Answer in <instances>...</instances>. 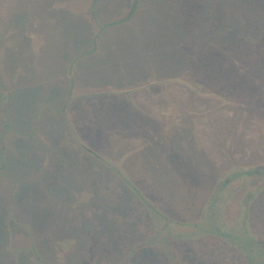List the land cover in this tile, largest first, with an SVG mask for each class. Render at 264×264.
Instances as JSON below:
<instances>
[{
    "label": "crops",
    "instance_id": "obj_1",
    "mask_svg": "<svg viewBox=\"0 0 264 264\" xmlns=\"http://www.w3.org/2000/svg\"><path fill=\"white\" fill-rule=\"evenodd\" d=\"M39 1L45 3L42 10L32 7L28 13L37 17V29L42 31L49 28L48 31L52 34L50 53L57 46L58 52L62 53L58 54L59 58L55 61L63 62L64 65L57 68L54 61H50V65L46 62L43 64L44 66L39 65L43 67L42 70L50 69V89L47 87L38 89L40 86L36 85L31 89L33 85L28 84L29 81L33 80L34 84L45 79L44 73L38 75V65L34 63L39 53V47H27L26 44L31 41L24 39L22 43L21 36L9 37L6 33L4 35L3 32L0 33V177L6 173V178L12 181L37 182L38 178L42 176L40 172H44V166L50 162V171L47 172L50 175V182L58 181V183L69 184L78 181L81 184L79 189H72L70 192L66 191L64 186V189L58 188L50 191L55 199L62 197L56 203L59 201L63 205L66 203L67 206L68 202L66 211L68 208L74 209L67 215L70 220L73 217L72 222L64 218L68 223H60L61 219H58V216L55 214L50 216V221H54L59 227H56L57 230L50 231V247H47L49 240L39 247L42 248L40 254L42 253L45 260L51 264L64 263L69 257L68 254H71L66 253L62 249V245L56 243L61 239L73 240L75 246L80 244L82 245L80 247H83L84 244L93 245L95 248L98 247V244L102 245V243H98L101 240V236L98 235L103 230V226L105 227L103 224L109 216L114 220L111 223L113 228L115 222L126 226L125 228L121 226L116 228L128 232H125L127 237H121V240L127 239L126 241L130 242H127V245L130 247H156V244H152V242L161 246L159 244L161 241L155 237V234L163 221L161 222L162 218H159V226L156 221V217L158 218L159 215H154L152 208L164 217L182 223V208L177 209L182 204L180 199L185 196L191 200L192 196L196 194L192 191L189 194L192 188L188 184L187 186L183 185V183H190L191 187L194 186L191 176L186 178V182L181 183L183 179L169 171L171 168L182 167L178 150L183 148L187 153H193L190 152L191 147H189L191 141L188 140L186 144L184 143L181 129L191 137L196 131L197 136L200 133L203 135L195 121L196 113L194 112L198 109L199 96L196 93L193 94V91H190L191 93L188 95V92L186 94L183 90L184 87L188 90L194 84H191L192 82L189 80H184L188 84L185 85L181 78H167L166 73H160L161 68L151 74L147 69L149 62L145 57L146 52H139L138 41H135L137 36L129 42L131 50L132 52L136 50L139 57L144 54L145 61L138 63L137 68H133V72H135L133 75L125 73L129 71V68H125L123 65L114 77L108 76L106 79V76L102 74L96 76L97 81L92 74L91 79L88 78L90 77L87 76L89 70L93 68L97 71L100 70L96 69L97 66L89 64L97 57L99 50L102 53L105 52V59H108V63L113 61L111 64H114L116 58L121 60L119 56L121 57L122 54L126 56L128 48L125 44H118V50L117 47H112L114 53L111 54L107 52L110 51L109 43H105L104 47L99 49L101 37L105 33L100 32L104 29L105 24L120 23L137 17L138 14L135 12L136 10L134 11L136 7L132 9L134 0H125L128 2L126 9L123 7L124 5H121L123 0H74L75 9L68 10V13L65 14V24H71L76 18L74 22H78V25L70 28H66L65 25L64 29L57 32H54V29L50 30V8L46 9L47 6H50V0H37L36 2ZM55 1L65 2V0ZM164 1L168 2V0H159V6H165ZM179 1L174 0L173 5ZM204 1L191 0V5L187 6L192 8L193 15L198 12L197 18L204 24V28L189 36L190 42L195 43L197 48L199 46L207 47V45L214 46L212 35L216 30L213 33L212 31L221 24L220 18H222L220 13L218 15L207 13ZM24 2L30 4L34 3V0H0V24L5 20L6 15L15 14L20 19L21 3ZM140 2L141 0H138V4ZM145 5L147 6V3ZM187 7L184 9L185 13H188L186 12ZM228 8L241 17H238L235 22L238 26L234 38H237L239 46L246 45L243 55L245 63L238 62L235 71L240 72V75L238 74L239 81H244V77L251 70L253 72L261 70L264 73V0H232ZM179 12H183V10L177 11V13ZM96 13L99 14V18H96ZM169 21L170 14L165 12V16L159 17L158 24ZM20 22L24 24L23 19ZM218 22L219 25L215 26ZM211 23H213L212 27ZM33 30L34 27L31 25L30 31ZM108 33L110 32L105 33L103 37L109 39L107 38ZM197 35L209 38L212 43L209 44L210 40L206 41L205 39L199 45ZM116 36L113 34V38ZM34 40L36 38L32 41ZM167 42L170 43V51L173 52L178 48L181 40H178L175 35ZM182 43L184 46V43L187 42L182 40ZM11 47L15 48V52L10 49ZM18 48L19 51L16 52ZM92 51L95 52V55L92 54ZM28 52L29 55H26ZM210 54L214 53L205 54L208 61ZM190 57L189 63L192 65L190 69L199 71L200 57L195 54H191ZM3 63L8 66L6 69L3 68ZM31 66L37 67L35 72L31 73V78H28L26 75L30 71L27 69ZM165 67H168L170 71L177 70L178 75L182 73L181 66L169 64L164 65L162 69L165 70ZM1 70L5 72L4 75ZM7 70L10 72H6ZM122 75L124 76L122 77ZM196 83V86L199 87L198 82ZM167 85L179 86L180 93L177 94L172 90L167 91ZM35 89L38 91L31 93ZM193 103H197V105L194 107ZM188 117L190 125L184 129L182 121ZM38 147L42 151L46 150L47 154ZM31 150L37 151L31 155L34 157L33 161L27 163L26 158V163L19 162L21 156L25 157L27 151ZM73 154L76 155L75 159L71 158ZM49 156L50 158H48ZM31 162L36 165L28 166L31 165ZM74 190L84 193L83 199H95L94 204L86 209L80 207L76 210L73 202L69 200ZM5 192L9 193L11 197L22 196V193L15 192L13 189H8ZM105 195L116 199L120 198V201L109 207L107 211H103L104 214H101V211V215H98V209L103 203ZM125 196L133 199L135 205L123 203L124 199L129 200ZM197 197H199L198 193ZM145 202L152 206L148 207ZM87 203L89 202L87 201ZM8 207L7 201H4L0 207V264H23V258L27 259V264H34L35 258L33 259V254L31 255L29 252L31 246L27 244L30 240L35 241V239L27 238L21 227L15 226L18 231L13 230L14 224L22 225V221H27L21 216L19 223L10 226L7 217L12 213L7 211ZM248 210L247 222L250 221ZM140 214H143L147 220L143 219ZM257 214L261 216V210H258ZM137 217H140L138 220L141 223L143 221V223L149 224L148 228H153L152 234H149L146 229L143 231L140 227L128 223L130 218L136 220ZM197 219H188L187 221L191 222ZM7 225H9L8 228ZM247 227L252 234L250 226ZM180 228L182 227H179L178 230ZM73 230L74 235L71 237ZM11 231H13L14 237L8 239L12 240V244L10 240L6 239V234L8 233L10 236ZM55 231H58V234H55ZM89 231L93 233L90 238L87 235ZM174 232H176V228H174ZM140 233L145 234V238H139ZM252 235L264 245V235L261 237ZM192 240L196 239H178L177 241L189 243ZM10 245L26 248V255L18 254L13 257L8 254L7 249L11 247ZM78 250L80 255L84 253L83 250Z\"/></svg>",
    "mask_w": 264,
    "mask_h": 264
},
{
    "label": "rangeland",
    "instance_id": "obj_2",
    "mask_svg": "<svg viewBox=\"0 0 264 264\" xmlns=\"http://www.w3.org/2000/svg\"><path fill=\"white\" fill-rule=\"evenodd\" d=\"M36 1L37 0H34V3L30 4L25 2L21 3L20 19L17 18L15 14L11 16L6 15L5 20L0 24V33L3 32V35L6 33L9 37L21 36L23 38L21 40L22 43L24 39L26 41H31L26 44L27 47H39V53L34 63L38 65V75L44 73L45 79L44 81L41 80L34 84L33 80H31L28 84L33 85L31 89H33L35 85L40 86L38 89H43L45 87L50 89V69H46V71L42 70L43 67L39 65L44 66L43 64L45 62L50 65V61H54L56 67L59 68L64 64L63 62L55 61L59 58L58 54L62 53L58 52L57 46L55 49H52L50 53V38H52V34L48 31L49 28L42 31L37 29V17L31 16L28 13V10L32 7L42 10V6L45 3ZM73 1L74 0H65V2L62 3L50 0V6L46 7V9L50 8V30L54 29L53 31L57 32L58 30L64 29L65 25L66 28L78 25V22H74L76 18H74L71 24H65V14L68 13V10L75 9ZM180 1L174 5V0H168L167 3L164 1L166 5L161 7L159 6V0H141L139 4L138 0H134L132 9L136 7L134 11L136 10L135 12L138 14L137 17L131 20L127 19L120 23L113 22V24H105L104 29L100 32L110 33L107 35L109 39L103 37L105 33L102 35L99 49L100 47H104L105 43H109L110 51L107 52L111 54L114 53L112 47L115 48L118 44H125L128 48L126 56L122 54L121 57L119 56L121 60L116 58L114 64H111L113 61L108 63V59H105V52L102 53V51L99 50L97 57L91 62H88L92 66H97L96 69L100 70L97 71L93 68L87 72V76H90L88 78L91 79L93 74L97 81V77L102 74L106 76V79L108 76L114 77L118 74V70L123 65L125 68H129V71L125 73H128L130 76L131 74L133 75L135 73L133 72V68H137V64L142 63L144 60V54H141V57H139L140 55L136 53V50L133 52L131 50V44L129 42L137 36L135 41H138L139 52H146L147 55L145 57L147 58V62H149L147 69L151 74L161 68L160 73H166L167 78H181L183 81L189 80L192 82L191 84H194V86L189 87L188 90L184 87L183 90L186 94L188 92V95H190V91H193V94L196 93L199 96L198 105L197 103H193V106L195 107L197 105L198 107V109L194 111L196 113L195 121L203 135L200 133L197 136L198 133L196 131L191 137V135L185 134L187 132L181 129V136L184 139V143L186 144L188 140L191 141L190 145H188L191 147L190 152L193 153H187L183 148L182 150H178V157L182 160V167L171 168L169 170L183 179L181 183L186 182V178L190 176L192 177V182H194L193 187H191L190 183H183V185L186 184L187 186L188 184L189 187L192 188L190 193L187 191L189 194H191V191L196 194L192 196L191 200L187 199L185 196L180 199L182 204L178 206L177 209L182 208V222L200 217L203 203L209 199L208 196L212 191L213 193L210 197H212L216 191V188L214 189L216 181L220 177L222 181H225L226 178L230 180L233 177L231 173L238 172L236 176L240 182H244L246 175L250 176L247 177L248 179H254L247 180L246 184L240 185V187L233 192L231 198L229 197L230 199H227L225 203L228 204L225 205L223 209L225 220L228 225L235 223L234 227L237 228L240 235L241 233L242 235L245 233L244 228L247 223V226H250L252 229V234L261 237L264 235V169L260 171L257 167L264 166V73L261 70H254V72L251 70L244 77V81H239L238 79L240 72L238 70L235 71V68L238 67V62L242 61V63H245L243 55L245 54L244 50L246 45L239 46L237 38H234V36L236 37L238 26L235 22L238 20V17H241L228 8L232 0L204 1V7H207V13L215 15L220 13L222 18H220L221 24L219 25V21L218 24L215 25L219 26L212 31L213 33L216 30L212 35L214 46L207 45V47L199 46L198 48L195 43L190 42L191 39L189 36L204 28V24L197 18L198 12L193 15L192 8L187 7L191 5V0ZM122 2L121 5H124L123 7L126 9L128 2H125V0ZM146 3L147 6L145 5ZM85 4H87L86 1ZM142 5L145 7L143 8ZM186 7L188 8V10H186L188 13L184 11ZM141 8L144 10H140ZM180 10H183V12L177 13V11ZM165 12H169L170 21L158 24L159 17L165 16ZM189 15L193 16L188 17ZM82 18L85 17L82 16ZM96 18H99L98 13H96ZM22 19L24 24L20 22ZM212 24L213 23H211V27ZM31 25L34 27L33 31H30ZM39 34L41 35L39 36ZM113 34L117 36L113 38ZM175 35L181 42L178 48L171 52V45L167 41ZM196 37H198L197 43L199 45L205 39L206 41L210 40L209 38H204L203 35H197ZM34 38H36V40L32 41ZM182 40L187 42L184 43V46ZM209 42V44L212 43L211 40ZM10 49L15 52V48L11 47ZM18 51L19 48L16 52ZM165 51L169 52L166 53ZM29 52L26 55H29ZM209 53H214L210 54V62L205 55ZM92 54L95 55V52ZM191 54L200 57L198 64L199 71L190 69V66L192 67L189 63ZM87 58L89 57L87 56ZM159 64H161V66H159ZM169 64L181 66V75H178L177 70L170 71L168 67H165V70L162 69L164 65ZM7 67L8 66L3 63V68L6 69ZM35 68L32 66L29 67L27 71H30V73H28L26 77L31 78V73L35 72ZM6 72L10 71L7 70ZM2 74L4 75L5 72L3 71ZM123 76L124 75H122V77ZM46 80L47 85L45 84ZM196 82H198L199 87L196 86ZM184 84L188 85L186 81H184ZM38 89H35L31 93H35ZM166 89L167 91H176L177 94L180 93V88L177 85H167ZM188 120L189 117L186 118L185 121H182L184 129H186L185 127L187 125H190ZM203 123H205L204 128ZM40 150L42 151L41 148ZM36 152V150L27 151L26 156H21V161L19 162L23 161V164L26 163V158L27 163L33 161L34 157L31 155ZM42 152L47 154L46 150ZM40 154L42 153L40 152ZM48 158H50V156ZM71 158L75 159L76 155H71ZM196 162L197 165L195 166ZM35 165L34 162H31V165L28 166L34 167ZM255 166H257L256 170H259L261 173H258L259 171L257 172L256 170L253 173L251 169ZM43 171L44 172H40L42 176L38 178L37 182H31L29 180V182L25 180L12 181L6 178V173L0 177V207H2L4 201H7L9 206L7 211H9L10 214L12 213L7 217L10 226H13L14 223H19V217L21 216L27 221H22V225L14 224L13 230L18 231L15 226L21 227L23 228V232L27 235V238L31 237L35 239V241L30 240L27 244L31 246L29 252L31 255L33 254V259L35 258L34 264H40V262L41 264H51L45 260V256H42V253L40 254L42 248L39 247L45 244L44 242H46V240H49L47 241V247H50V231L59 227L54 221H50V216H54V214L58 216V219H61L60 223H68L67 220H73L72 216L70 220L67 215L74 209L68 208V211H66L65 208L68 206V202L67 206L66 203L63 205L59 201L57 202L59 204H57L56 201L62 199V197H56L55 199L52 197L50 191L63 188L64 186L66 188L65 190L70 192V190L79 189L81 186L78 181L70 182L69 184L58 183V181L50 182V175L47 173L50 171V162H48V165L46 164L44 166ZM227 172H229V174H226ZM235 178L236 177H234L233 180ZM258 183H262V187L260 186V188H258ZM227 184H229V188L232 187V184ZM2 186H5V188ZM8 189H13L15 192L22 193V196L11 197L9 193L5 192L6 190L8 191ZM256 191H258V193ZM197 193L199 197H197ZM83 196H85L84 193L77 190L73 191V195L69 200L73 202V206H75L76 210L80 207L86 209L94 204L95 199L85 197V199H83ZM125 197L129 198V200L124 199L123 203H129L132 206L135 205L133 199L127 196ZM218 198L216 197V199ZM245 200L248 201L249 224L247 222V215H244V209L238 210V207H241V201H243L244 205ZM87 201L89 203H87ZM117 201H120V198L116 199L105 195V199L98 209V215L104 214V212L107 211L109 207L116 204ZM189 201H191L192 204L189 203ZM211 204L212 206L207 205V208H209V210L211 208L210 211L212 213V211L215 210L213 208L219 204V201H211ZM223 205H218V207ZM258 210H261V216L257 214ZM101 211L102 213L100 214ZM140 216L147 220L143 214H140ZM64 218L67 220H64ZM112 219L113 218L109 216L104 222L103 225H105V227L103 226V230L98 235L101 236V240L98 241V243H102V245L98 244L97 248L87 244L80 247L82 245L78 243V246H75L73 240L67 239H61L59 242H56L62 245L61 247L66 253L71 254H68L69 257H67L64 263L56 262L52 264H245L243 261L245 259L242 254H240L241 252L239 249L242 251L244 246L250 242H245L241 237L237 242L228 243L227 241L225 242L226 244L220 238L211 235L192 240L189 243L187 241L181 242L172 239L166 251L163 250L161 246L148 248H139L137 246L130 247L127 245L130 243L126 241L127 239L121 240V237H127L126 233L128 232L125 231V233L124 230L116 228L121 226L117 222H115V227L113 228L111 223H113L114 220ZM138 219H140V217H137L136 220L130 218L128 223L140 227L143 231L146 229L149 231V234H152L153 228H148L150 227L149 224H145L143 221L141 223ZM211 221L214 222L215 218H212ZM29 223L31 226L28 225ZM9 225H7V228ZM99 225L101 226V224ZM121 227L125 228L126 226L122 225ZM8 233L6 234L7 241L14 237L13 231L10 232V236H8ZM54 233L58 234V231ZM72 235H74V230L71 232V237ZM87 235H89L90 238L93 233L89 231ZM118 236H120L119 239ZM139 236V238H145V234L143 233H140ZM9 237L10 239H8ZM69 238L70 235L68 239ZM11 241L12 240H10V243ZM86 241L88 242V240ZM160 241L162 242V240ZM71 244L72 246L70 247ZM25 249L26 248L11 246L7 249V252L15 257L18 254L26 255ZM78 249L83 250L84 253L80 255ZM48 250H50V248H48ZM50 257L52 258V256ZM23 259V264L24 262L27 264V259ZM258 259H264V256Z\"/></svg>",
    "mask_w": 264,
    "mask_h": 264
},
{
    "label": "trees",
    "instance_id": "obj_3",
    "mask_svg": "<svg viewBox=\"0 0 264 264\" xmlns=\"http://www.w3.org/2000/svg\"><path fill=\"white\" fill-rule=\"evenodd\" d=\"M255 166L254 168H252L251 170H253V173L256 170ZM260 171L261 169H264V166H258L257 167ZM258 170V171H259ZM257 171V170H256ZM257 171V172H258ZM258 173H261V172ZM234 173V172H233ZM232 174V178L230 180H228L227 178L225 179V181L220 180V178L216 181V186L214 184V189L216 188V191L214 193V195L212 197H210L213 193L208 196L209 199H207L204 203H203V209L201 212V216L199 217V219L195 220V221H187V222H176L173 221L169 218L164 217L163 215L160 214V212L154 210L153 209V214L154 215H159V217H156V221L158 222L159 218L161 219V222L163 221V223H161V226L159 224V229L156 230V234L155 237L159 238L160 240H162V242H160L159 244L161 245L162 249L166 251L167 247H168V242L170 240H178V239H197V238H201L204 236H216L218 238H220L221 240H223L224 242L230 243V242H237V240L241 237L242 240H245V242H250L249 244H246L244 246V249L241 251V249H239V251L241 252L240 254H242V256L245 259V263L246 264H264V259L259 260L258 258L261 256H264V245L259 242L258 240H256L253 235L251 234V232L248 230L247 225L245 226L244 230L245 233L242 235L239 234L237 228L234 227L235 223H232L230 225L227 224L224 214H223V209L225 207V205H227L228 203H225L227 201V199L233 195V192L240 187V185L242 184H246L247 180H253L254 178H250L248 179L247 177H250L248 175H246V178L244 180V182H240L237 178V173L235 172L234 174ZM226 174H229V172H227ZM222 176V175H221ZM242 176V175H240ZM236 177L234 180L233 178ZM243 179V177H242ZM232 184V187L229 188V184ZM234 184V186H233ZM258 188H260V186L262 187V183H258ZM229 188V189H228ZM223 189V190H222ZM257 192V191H256ZM216 197L218 199H216ZM229 198V199H230ZM215 202V201H219V204H217L213 209H215L214 211H212L211 213V208L209 210V208H207V205H211V201ZM145 204L149 206H152L151 204H148L147 202H145ZM224 204V205H223ZM218 205H223V206H219ZM241 207H238V210L240 209H244V215H247V210H248V201L245 200V204L243 205V201H241ZM212 218H215V221L212 222ZM179 227L180 230H178ZM174 228H176V232H174ZM178 230V231H177ZM152 244H156L155 246H158V243H154L152 242ZM251 247V248H249Z\"/></svg>",
    "mask_w": 264,
    "mask_h": 264
}]
</instances>
